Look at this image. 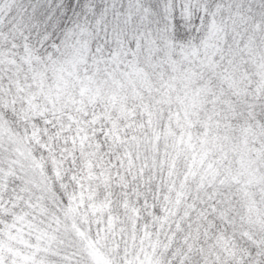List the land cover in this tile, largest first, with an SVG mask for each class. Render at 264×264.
Listing matches in <instances>:
<instances>
[{
	"label": "snow or ice",
	"instance_id": "1",
	"mask_svg": "<svg viewBox=\"0 0 264 264\" xmlns=\"http://www.w3.org/2000/svg\"><path fill=\"white\" fill-rule=\"evenodd\" d=\"M0 264H264V0H0Z\"/></svg>",
	"mask_w": 264,
	"mask_h": 264
}]
</instances>
